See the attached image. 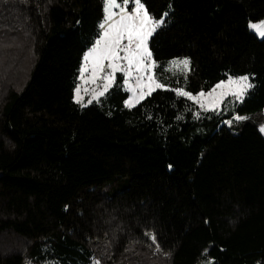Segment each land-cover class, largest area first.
Listing matches in <instances>:
<instances>
[{"label":"trees","instance_id":"16d2710c","mask_svg":"<svg viewBox=\"0 0 264 264\" xmlns=\"http://www.w3.org/2000/svg\"><path fill=\"white\" fill-rule=\"evenodd\" d=\"M141 2L167 12L152 58L190 61L176 87H253L218 113L172 89L81 107L104 0H0V264H264V0Z\"/></svg>","mask_w":264,"mask_h":264},{"label":"snow or ice","instance_id":"6c2138e0","mask_svg":"<svg viewBox=\"0 0 264 264\" xmlns=\"http://www.w3.org/2000/svg\"><path fill=\"white\" fill-rule=\"evenodd\" d=\"M129 3L135 5L131 12L126 11V6ZM104 4L106 13L105 23H107V28L105 27V23L99 25L100 29L104 31L100 39L96 40L93 47L85 53L84 59L85 61L91 60L94 62L93 76L96 75L97 71L104 70L103 62L105 60L109 61L107 67L112 71L104 77L108 82L104 85V91H107L108 87L113 83L114 73L122 71L120 65L115 63V61L121 59L127 61V76H131L133 67H135L138 73H141V75L137 77V87L147 88L148 91L146 93L141 91L139 97L133 96L127 100L125 102L126 106L131 107L135 103H138L145 95H150L156 89L166 88V86L160 83L154 75L147 76V83L142 82L144 81L143 74L156 67L155 61L152 60V53L147 47L148 38L165 23L164 17L167 16V12H165L160 19H155L148 14L141 0H121V2H118V0H104ZM114 8L120 9L118 20L113 19L117 15V13L113 11ZM249 28L260 37H264V21L250 23ZM124 41H126V43H123ZM121 51L125 53L123 57L120 55ZM170 64L176 68L183 65V68L187 69L190 61L187 59L173 60ZM238 79L240 81H248V77H240ZM125 83H127V80H125ZM226 83H232L231 79L228 82H220L216 88H223ZM251 87H253V85L248 83L246 86H242L239 92L233 93V95H235L238 100H242L244 92ZM173 91H175L178 96L195 99L191 93L185 92L183 89H175ZM215 91L216 89H213V93ZM133 92H135V89H133ZM213 93L205 94L202 92L198 95L201 97L205 95L212 96ZM77 94H79V86L77 87ZM99 95H104V92H100ZM212 103L214 110L216 102L213 101ZM201 106L203 107V105ZM196 115L199 116V113ZM179 118L180 117H178V119ZM234 119L243 120L246 119V117L237 116L234 117ZM226 123L231 125L232 121H227ZM260 131L264 134V126L261 127ZM152 239L155 243V237H152ZM97 264H99V262H97Z\"/></svg>","mask_w":264,"mask_h":264},{"label":"rangeland","instance_id":"374dc122","mask_svg":"<svg viewBox=\"0 0 264 264\" xmlns=\"http://www.w3.org/2000/svg\"><path fill=\"white\" fill-rule=\"evenodd\" d=\"M118 2H121V1L118 0ZM133 7H135V5L133 3H129L126 6V11L131 12ZM113 11L115 13H117V15L113 19L118 20L120 9L114 8ZM105 16H106V13H105V4H104L103 17H102L101 21L99 22V25L101 23H105ZM260 21H264V20H260ZM260 21L249 22L248 23V29L257 38L264 39V37H260L256 32H254L252 29L249 28L250 23H258ZM105 27L107 28V23H105ZM99 31H100L99 37L96 40L100 39L104 30L100 29V27H99ZM149 39H150V37L148 38V41H147V47H148ZM94 43L87 49L86 52H88L93 47ZM123 43H126V41H124ZM148 49H149V47H148ZM85 53L83 54L81 64H80L79 69H78L77 82H76V85L74 88L73 100L76 104H78L81 107H86L89 105H99L100 106L103 103V101L105 100L107 94L111 90H118V91L126 93V99L123 101V108L131 109V108L135 107L138 103H140L142 100H144L146 97L149 96V95H145L142 99L139 100L138 103H135L131 107L126 106L125 102L127 100H129L133 96L139 97L141 91H143L145 93L148 91L147 88L137 87V77H139L141 75V73H138L135 70V67H133L131 76H127V72H126L127 61L123 60V59L115 61V63H118L120 65L122 71H118V72L114 73L113 83L108 87L107 91H104V85L106 83H108L107 80L104 79V77L106 75H108L109 73H111V71H112L110 68L107 67L109 61L105 60L103 62L104 63V70L103 71H97L96 75L93 76V68L95 66L94 62L91 60L85 61V59H84ZM120 55H121V57H123L125 55V53L121 51ZM184 59L189 60L188 58L181 57V58H174V59L166 60V61H155L152 58V60L155 61V63H156V67L154 69L150 70L149 72L143 74L144 75V81L142 83H147V76L148 75H154L155 78L160 83H163L166 86V88H164V89H156V90L183 89L185 92H187L182 87H176L174 85V80L177 79L178 76L185 77L186 73L189 70V66L187 69H184L183 65H181L179 68H176L170 64V62L173 60H184ZM240 77H248V81H240L238 79ZM25 79H28V72L27 71L25 73ZM230 79H231L232 83H226L225 87H223V88H216V86L218 84H220V82H222V81L228 82ZM125 80H127V83H125ZM222 81H219L217 84H215L208 91L191 93L192 96L195 97V99H188L187 97H184V98H186L191 103L196 105L197 108L199 109V111H201V112H216V113H218L219 111H221L222 105L226 100L231 101V103L227 105L229 107V106H232L233 104L240 103L244 99V97L246 96V94L250 90V88H248L244 92L242 100H238L236 98V96L233 95V93L239 92L241 90L242 86H246L248 83L251 84V76L250 75L228 76L226 79H224ZM78 86H79V94H77V87ZM133 89H135V92H133ZM213 89H216V91L214 93H213ZM100 92H104V95L100 96L99 95ZM202 92L205 94L213 93V95L212 96L205 95V96L201 97L198 94L202 93ZM188 93H190V92H188ZM197 101H199V102H197ZM213 101L216 102L214 110H213V103H212ZM201 105H203V107ZM240 117H246V119L248 118V116H245V115H242ZM258 117H259V119L264 120V110H262L258 113ZM243 120H245V119H243ZM225 124L227 125L228 123L225 122ZM262 126H264V125H262ZM261 127L259 128V131H260ZM232 131L235 132V129H232ZM260 133H261V131H260ZM262 135L264 136V134H262ZM92 264H97V262L93 261Z\"/></svg>","mask_w":264,"mask_h":264}]
</instances>
